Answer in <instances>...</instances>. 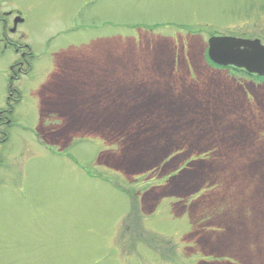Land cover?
<instances>
[{
  "label": "rangeland",
  "instance_id": "374dc122",
  "mask_svg": "<svg viewBox=\"0 0 264 264\" xmlns=\"http://www.w3.org/2000/svg\"><path fill=\"white\" fill-rule=\"evenodd\" d=\"M0 5L36 56L0 142V264H264V82L206 55L264 45V0ZM18 59L0 44V108Z\"/></svg>",
  "mask_w": 264,
  "mask_h": 264
},
{
  "label": "flooded vegetation",
  "instance_id": "af4514ba",
  "mask_svg": "<svg viewBox=\"0 0 264 264\" xmlns=\"http://www.w3.org/2000/svg\"><path fill=\"white\" fill-rule=\"evenodd\" d=\"M2 7L0 5V24L3 27L2 38H0V44H2V50L6 52L7 50H13L16 56H19L18 61L14 64L10 65L9 68V83L8 90L6 96V103L4 107L0 108V142H3L6 138H8V132L3 129L5 126L11 125V119L15 114L18 106L22 102V98L20 95V90L14 86L15 83L20 82L24 76H29L32 72V65L36 59V56L33 55L32 49L30 46L26 44H21L19 40H22L23 36L20 39L9 38L7 34H11L12 36H16L17 27L19 24L23 23V21L16 25L15 31L14 22L17 19H22V16L17 11H2ZM11 19L12 27L7 28V34L4 33L6 29L7 19ZM256 77V75H254ZM255 81L252 79L251 82ZM5 138V139H4Z\"/></svg>",
  "mask_w": 264,
  "mask_h": 264
},
{
  "label": "water",
  "instance_id": "95a60500",
  "mask_svg": "<svg viewBox=\"0 0 264 264\" xmlns=\"http://www.w3.org/2000/svg\"><path fill=\"white\" fill-rule=\"evenodd\" d=\"M22 19H16L13 31ZM209 60L220 67H234L264 77V45L259 39L212 36L208 40Z\"/></svg>",
  "mask_w": 264,
  "mask_h": 264
},
{
  "label": "trees",
  "instance_id": "16d2710c",
  "mask_svg": "<svg viewBox=\"0 0 264 264\" xmlns=\"http://www.w3.org/2000/svg\"><path fill=\"white\" fill-rule=\"evenodd\" d=\"M208 64H210L211 66L217 68V69H223L220 67H217L215 65H213L208 59H207ZM224 69H231V71L234 73V75H239L241 78H243V80H247V81H252V79H255L256 82H264V78H259V77H255L253 75H250L248 73H246L243 70H238V69H233V68H224Z\"/></svg>",
  "mask_w": 264,
  "mask_h": 264
}]
</instances>
